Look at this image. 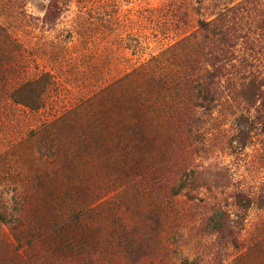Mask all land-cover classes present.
Returning a JSON list of instances; mask_svg holds the SVG:
<instances>
[{
  "label": "rangeland",
  "instance_id": "1",
  "mask_svg": "<svg viewBox=\"0 0 264 264\" xmlns=\"http://www.w3.org/2000/svg\"><path fill=\"white\" fill-rule=\"evenodd\" d=\"M50 2L0 0V212L55 213L81 252L17 249L0 220V264H264V98L240 92H264V0H67L52 25ZM240 6L197 106L199 21ZM36 82L39 109L13 101Z\"/></svg>",
  "mask_w": 264,
  "mask_h": 264
},
{
  "label": "trees",
  "instance_id": "2",
  "mask_svg": "<svg viewBox=\"0 0 264 264\" xmlns=\"http://www.w3.org/2000/svg\"><path fill=\"white\" fill-rule=\"evenodd\" d=\"M66 1L67 0H51L45 14L46 23L52 25L60 18ZM242 9H244V7L241 6L225 7L217 13L215 19L211 21H199L201 35L199 42L194 46V50L199 52V54L207 60V63L212 67V71L203 69L201 75L193 73L191 74L192 78L190 75L189 82L187 81V83L192 86V90L197 94V106L208 109L211 105L213 100L211 88L215 83L214 80L217 73L222 71L224 64L230 62V58L233 57L230 49H232L235 43L244 36L238 29L239 20H243V17H245V15L241 13ZM246 13L249 14L248 11ZM262 23L263 25L259 24V26L264 29V22ZM35 86H39L38 89H36ZM262 86L263 84L260 80L251 79L240 91L241 97L249 104H252L258 98L263 99L264 92L260 91ZM42 92L43 90H40L38 82L26 83L13 92L12 98L16 104H21L24 107L35 110L41 107L40 97ZM135 135L137 136V134ZM140 138L143 139L142 136ZM145 139H149V136H146ZM131 141L135 144V139L133 137H131ZM0 207L5 208L1 203ZM6 216L7 213L0 212V220L8 224L11 223L12 225L10 228L14 235V240L18 244L16 246L17 249L22 242L25 243L28 249L33 248L34 243L37 244V242L42 241V239H44V241L51 239L56 243H60L57 250L60 253L72 254L71 257L77 253V248H81L78 244V240L75 242V234L70 232L56 234L47 230V227L54 226L55 219L60 218L55 216V213H48L46 221H42L39 213H35L31 225L32 228L30 230L27 228L26 231L22 229L24 220L21 217L8 220ZM41 230L45 231L40 232ZM61 244L63 246H61Z\"/></svg>",
  "mask_w": 264,
  "mask_h": 264
}]
</instances>
